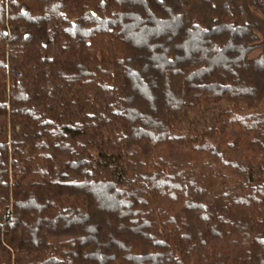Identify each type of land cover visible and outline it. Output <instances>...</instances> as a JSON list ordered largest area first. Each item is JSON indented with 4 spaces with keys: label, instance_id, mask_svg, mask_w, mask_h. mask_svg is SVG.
<instances>
[{
    "label": "trees",
    "instance_id": "16d2710c",
    "mask_svg": "<svg viewBox=\"0 0 264 264\" xmlns=\"http://www.w3.org/2000/svg\"><path fill=\"white\" fill-rule=\"evenodd\" d=\"M0 264H264V0H0Z\"/></svg>",
    "mask_w": 264,
    "mask_h": 264
},
{
    "label": "rangeland",
    "instance_id": "374dc122",
    "mask_svg": "<svg viewBox=\"0 0 264 264\" xmlns=\"http://www.w3.org/2000/svg\"><path fill=\"white\" fill-rule=\"evenodd\" d=\"M258 54V51L254 52L250 57L254 58Z\"/></svg>",
    "mask_w": 264,
    "mask_h": 264
},
{
    "label": "built area",
    "instance_id": "2783aa9c",
    "mask_svg": "<svg viewBox=\"0 0 264 264\" xmlns=\"http://www.w3.org/2000/svg\"><path fill=\"white\" fill-rule=\"evenodd\" d=\"M13 89V85L12 84H8V90Z\"/></svg>",
    "mask_w": 264,
    "mask_h": 264
}]
</instances>
